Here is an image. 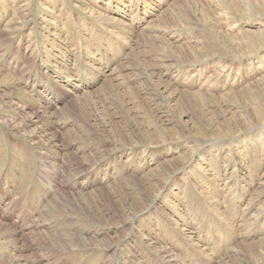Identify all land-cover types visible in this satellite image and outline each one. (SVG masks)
<instances>
[{"label": "rangeland", "instance_id": "obj_1", "mask_svg": "<svg viewBox=\"0 0 264 264\" xmlns=\"http://www.w3.org/2000/svg\"><path fill=\"white\" fill-rule=\"evenodd\" d=\"M0 264H264V0H0Z\"/></svg>", "mask_w": 264, "mask_h": 264}]
</instances>
